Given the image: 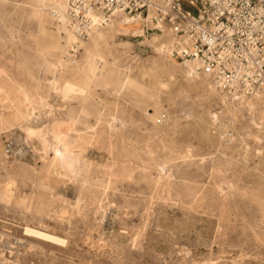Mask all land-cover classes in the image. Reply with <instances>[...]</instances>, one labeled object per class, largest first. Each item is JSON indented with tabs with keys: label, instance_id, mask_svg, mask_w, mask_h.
I'll return each mask as SVG.
<instances>
[{
	"label": "rangeland",
	"instance_id": "rangeland-1",
	"mask_svg": "<svg viewBox=\"0 0 264 264\" xmlns=\"http://www.w3.org/2000/svg\"><path fill=\"white\" fill-rule=\"evenodd\" d=\"M28 1L0 0V76L29 82L49 104L14 124L0 118V264H264V102L230 99L201 69L188 76L170 31L143 14L119 19L106 40L74 28L73 42L51 3ZM89 65L102 78H87ZM127 79L153 97L118 86ZM51 109L76 117L63 141L81 156L67 171L53 163L51 134L45 147L26 128L47 130Z\"/></svg>",
	"mask_w": 264,
	"mask_h": 264
},
{
	"label": "built area",
	"instance_id": "built-area-1",
	"mask_svg": "<svg viewBox=\"0 0 264 264\" xmlns=\"http://www.w3.org/2000/svg\"><path fill=\"white\" fill-rule=\"evenodd\" d=\"M68 11L82 39L115 11L142 13L171 31V57L195 60L234 101H264V0H68Z\"/></svg>",
	"mask_w": 264,
	"mask_h": 264
},
{
	"label": "bare ground",
	"instance_id": "bare-ground-1",
	"mask_svg": "<svg viewBox=\"0 0 264 264\" xmlns=\"http://www.w3.org/2000/svg\"><path fill=\"white\" fill-rule=\"evenodd\" d=\"M4 1V0H3ZM28 1V0H27ZM32 5H34L35 7H40L42 5H45L47 3H51L53 5V7L56 9V11L58 12L59 16L64 20V23H65V28H66V36L68 37L69 40L71 41H76L77 40V35L75 33V29H74V26L72 24V20H71V16L69 14V11H68V0H30ZM26 2V0H25ZM29 2V1H28ZM23 6V5H22ZM25 6V5H24ZM28 6V5H27ZM3 8V7H2ZM27 8V7H26ZM24 9V8H23ZM29 9V8H28ZM4 10V9H3ZM14 10V8H13ZM34 10V9H33ZM33 10H26L27 14H32V13H37L36 11V8H35V11ZM8 11V10H7ZM25 11V9H24ZM24 11L23 14H24ZM19 12V10H18ZM21 12V13H22ZM7 13V12H6ZM12 13V12H11ZM3 14V13H2ZM10 14V13H9ZM23 14H22V18H23ZM142 13L136 15V16H141ZM18 16V15H17ZM30 16V15H29ZM135 16V15H134ZM20 17V18H21ZM97 18V15L95 16ZM6 18V17H5ZM37 19V18H36ZM119 19H121L123 22L126 23H129L132 21V19H134V17H130V15H127V14H124L123 12L121 11H115L114 12V17L112 18V20L110 22L107 23L106 26L102 25V26H96L94 27L93 29H96V28H99V29H96V39H102V40H106L108 39L109 37L111 36H114L119 30H121L120 28H118V26L116 25L117 21H119ZM137 19V18H136ZM1 20V19H0ZM142 20V19H141ZM144 20V18H143ZM134 21V20H133ZM142 22V21H141ZM104 26V27H103ZM102 27V28H101ZM108 27V28H107ZM126 27V26H125ZM106 28V29H105ZM127 30L129 31L130 28L126 27ZM92 29V30H93ZM135 31V30H134ZM131 32V31H129ZM133 32V31H132ZM136 33V32H134ZM91 34V33H90ZM164 34V33H163ZM170 34H171V44H170V48H169V53H170V49L172 48L173 46V42H174V39H173V35L170 31ZM168 35V34H167ZM166 35V36H167ZM17 36V35H16ZM90 38V36H89ZM167 38V37H166ZM94 39V38H93ZM92 39V41H93ZM165 39V38H164ZM67 42V41H66ZM69 43V42H68ZM167 43V42H166ZM64 47H65V44H63ZM104 45V44H103ZM161 45V44H160ZM68 46V45H67ZM107 46V45H106ZM159 46V45H158ZM157 46V47H158ZM164 46V45H163ZM112 48V47H111ZM162 48V47H161ZM60 49L61 46H60ZM64 49V48H63ZM103 49V48H102ZM165 49V48H164ZM42 50V49H41ZM44 50V49H43ZM42 50V51H43ZM68 51V50H67ZM167 51V50H166ZM96 53H97V56L100 58V60L102 59L103 61V55L100 53V50L96 48ZM47 54V53H46ZM40 55V54H39ZM42 55H44L42 53ZM41 55V56H42ZM61 56V55H60ZM71 56V55H69ZM45 57V56H44ZM43 57V58H44ZM105 57V56H104ZM46 58V57H45ZM67 59V58H66ZM69 59V58H68ZM67 59V60H68ZM47 60V59H46ZM45 60V61H46ZM49 60V59H48ZM56 61V60H55ZM63 61V60H62ZM108 61V60H107ZM116 61V60H114ZM187 61L186 63V69L184 70L185 73L187 72L188 76H200L201 74V71L199 69V64L195 61V60H185ZM112 62V61H111ZM117 62V61H116ZM116 62H113V63H116ZM44 63V62H43ZM51 63V62H50ZM55 63V62H53ZM110 63V62H109ZM40 64V63H39ZM46 64V63H45ZM159 64V63H158ZM41 65V64H40ZM55 65V64H53ZM51 65V66H53ZM108 65V64H107ZM112 65V64H111ZM42 66V65H41ZM50 66V65H49ZM48 66V67H49ZM109 66V65H108ZM178 66V65H177ZM184 66V65H183ZM22 69L24 70H27L26 68V65L24 63H21L20 62V66ZM47 67V68H48ZM107 67V66H106ZM168 65L166 63H164L163 61L160 62L159 66H158V71H166L168 70L167 69ZM54 68V67H53ZM55 68H57L55 66ZM96 67H93L91 65H89L87 67V69H84L86 71V77L89 78L90 80L92 79H95V78H102L103 76V71L102 72H98L95 70ZM110 68V66H109ZM49 69V68H48ZM111 69V68H110ZM53 70V69H51ZM115 70V69H114ZM0 71L4 72L5 70L3 68L0 67ZM106 71V70H105ZM104 71V72H105ZM110 71V70H109ZM202 72L205 74L204 76V79L205 78H208L207 76H210L209 73H207L206 71L202 70ZM159 73V72H157ZM156 74V72H155ZM161 74V73H160ZM186 75V74H185ZM1 77V76H0ZM130 77V76H129ZM3 80L0 81V104L1 106H5L7 107L8 109L10 108L11 109V112H9L8 114L6 113H1L0 112V118L2 120V123L4 125H7L6 123H15V122H19V121H22V120H27L31 117L32 115V110L36 107H41V110H42V107L46 106L49 104V102L47 101L45 95H43V93H41L40 91L32 88V85H30V83L24 81V80H19V79H16L14 76H11V75H4V77L2 76L1 77ZM59 78V77H58ZM112 78V77H111ZM211 78V77H210ZM209 78V79H210ZM137 79V78H136ZM108 80V79H107ZM138 80V79H137ZM199 80V79H198ZM207 80V79H205ZM101 81V80H100ZM106 80L104 79V82ZM123 81V80H122ZM197 81V80H196ZM113 82V81H112ZM158 82V81H157ZM200 82V81H198ZM98 83V82H97ZM203 83V82H202ZM201 83V84H202ZM52 84V83H51ZM96 84V83H95ZM99 84L102 85V83L99 82ZM107 84V83H106ZM125 84V85H124ZM159 84H165V83H162L161 82H158V85ZM104 85V84H103ZM124 85V87L126 85H133L135 86L137 89L139 88L141 90V93L142 94H146L148 96H152L151 94V91L149 92L140 82L136 81V80H132V79H127L125 82H123L122 84L119 82L118 83V86L122 87ZM214 85V84H213ZM160 86V85H159ZM211 86V84H210ZM215 86V85H214ZM213 86V87H214ZM132 87V86H131ZM204 87V86H203ZM123 88V87H122ZM134 88V87H133ZM133 88H131L132 90H134ZM118 89V88H117ZM128 89V88H127ZM126 89V90H127ZM130 89V90H131ZM136 89V90H137ZM119 90V89H118ZM209 90V89H208ZM215 90V89H214ZM138 91V90H137ZM155 91V90H154ZM207 91V90H206ZM116 92V91H115ZM122 92V91H121ZM208 92V91H207ZM118 93V92H117ZM157 93V92H156ZM225 95V94H224ZM144 96V95H143ZM142 96V97H143ZM148 96H146L148 98ZM153 97V96H152ZM146 98V99H147ZM150 98V97H149ZM226 98V96H225ZM221 99H222V96H221ZM228 99V98H227ZM226 99V100H227ZM247 100V99H246ZM225 101V100H224ZM249 102V101H248ZM264 102V101H263ZM227 104V103H226ZM251 104V103H250ZM249 104V105H250ZM253 104V103H252ZM260 104V102H259ZM52 106V104H50ZM256 105V103H255ZM263 105V104H262ZM228 106V105H227ZM234 107V105H232ZM49 107V106H47ZM231 107V106H230ZM256 107V106H255ZM258 107V106H257ZM256 107V108H257ZM60 108V107H59ZM247 108V107H246ZM249 108V107H248ZM46 109V108H45ZM49 109V108H48ZM53 109V108H52ZM50 110V112H47L49 113V117L51 118L50 119V124L46 125L47 127V130H39V129H36L34 127H32L31 125H29L27 128V131H28V134L29 135H38L41 139H42V142L43 144L45 145V147H48V143L46 142V139H47V133L51 134L52 136V140H53V143H52V147L55 151V156H54V160H53V163L54 165L56 166H61L63 168H66V171L67 169H69L72 165V159L73 158H78L79 155H75L73 154L74 156L70 155L69 152H70V148L67 147V145H65L63 139L65 137V135L67 134V131L68 130H72L73 129V126L74 124L76 123V117L72 116V115H67V116H61V115H57L54 110ZM229 109V107H228ZM258 110V109H257ZM263 110V109H262ZM228 111V110H226ZM247 111V110H246ZM255 111V110H254ZM43 112V111H42ZM256 112V111H255ZM40 113V112H39ZM64 113V112H63ZM67 114V113H66ZM73 114V113H72ZM39 115V114H38ZM47 116V114H45ZM240 114H238L239 116ZM251 116V114H250ZM257 116V115H256ZM261 116V115H260ZM123 117V116H122ZM33 118V117H32ZM121 118V117H120ZM35 119V118H34ZM37 119V118H36ZM35 119V120H36ZM117 119V118H116ZM0 120V121H1ZM32 120V119H31ZM251 120V118L249 119ZM259 120V119H258ZM257 120V121H258ZM34 121V120H33ZM39 121V120H38ZM255 121V120H254ZM262 121V120H261ZM264 121V120H263ZM230 122V121H229ZM253 122V121H252ZM33 123V122H32ZM238 123V122H237ZM243 123V122H242ZM240 122V124H242ZM17 124V123H16ZM120 124L121 125H124L125 122L121 119L120 120ZM176 124V122H175ZM234 124V122H233ZM255 124H257L258 126L262 127L264 126V122L261 123V122H256ZM2 125V124H1ZM0 125V126H1ZM115 125V124H114ZM111 126V125H110ZM4 127V126H3ZM8 127V126H7ZM248 127V125H247ZM44 129V128H43ZM76 129V128H75ZM90 129V128H89ZM264 129V128H262ZM243 130V129H242ZM261 130V129H260ZM150 131V130H149ZM74 132V131H73ZM258 132V131H257ZM260 132V131H259ZM97 133V132H96ZM79 134V133H78ZM86 134V133H85ZM204 134V133H203ZM254 134V133H253ZM262 134V133H261ZM88 135V134H87ZM264 135V132L263 134ZM237 136V135H236ZM255 136V135H254ZM78 137V136H77ZM36 138V137H35ZM79 138V137H78ZM31 139V138H30ZM90 138L86 135H82L81 136V140H78L80 141V145H84V143H86ZM230 139V138H229ZM257 139V137H256ZM261 139V138H260ZM37 142V140H35ZM97 141V140H96ZM233 141V140H232ZM76 142V141H75ZM89 143V141H88ZM87 143V144H88ZM133 143V142H132ZM138 143V142H137ZM140 143V142H139ZM162 143V142H161ZM141 144V143H140ZM74 146H76L74 144ZM89 146V145H88ZM77 147V146H76ZM80 147H83V146H80ZM86 147V146H85ZM134 147V146H133ZM139 147V146H137ZM84 148V147H83ZM88 148V147H87ZM47 149V148H46ZM75 149H78L74 147V151H76ZM73 150V149H72ZM81 150V149H80ZM83 150V149H82ZM81 150V151H82ZM45 153V152H44ZM84 153V152H83ZM43 155V154H42ZM183 155V154H182ZM47 156V155H46ZM81 156V155H80ZM184 156V155H183ZM92 157V156H91ZM90 157V158H91ZM124 159V158H123ZM128 159V158H127ZM78 161V160H77ZM52 163V164H53ZM77 163V162H76ZM75 163V164H76ZM78 164H79V161H78ZM122 164H125L122 163ZM120 166V165H119ZM54 167V166H53ZM75 167V166H74ZM169 167V166H168ZM221 167V166H220ZM106 168V167H105ZM109 168V167H108ZM123 168V167H121ZM129 169V168H127ZM221 169V168H220ZM123 170V169H122ZM121 170V171H122ZM115 171V170H114ZM163 171V170H162ZM218 171V170H217ZM220 171V170H219ZM55 172V171H54ZM62 172V170H61ZM113 172V170H112ZM71 173V172H70ZM117 173V171L115 172ZM220 173V172H219ZM71 175V174H70ZM131 176V175H130ZM160 176V175H159ZM234 176V175H233ZM70 177V176H69ZM130 178V177H129ZM132 178V177H131ZM183 180V179H182ZM221 181V180H220ZM191 182V181H190ZM223 182V181H222ZM233 182V181H232ZM227 183V182H226ZM237 183V182H236ZM6 184V183H4ZM223 184V183H222ZM232 184V183H231ZM8 185V184H7ZM218 185V184H217ZM220 185V184H219ZM227 185V184H225ZM233 185V184H232ZM9 186V185H8ZM14 186V185H13ZM162 186V185H161ZM227 187V186H225ZM233 187V186H232ZM235 187V186H234ZM8 188V187H7ZM86 188V187H85ZM164 188V187H163ZM221 188V187H220ZM223 188V187H222ZM81 190V189H80ZM12 192V191H11ZM222 192H223V189H222ZM226 192V191H225ZM2 197L4 199H8L10 196V192H8V189H5L4 192L2 193ZM192 203V202H191ZM190 206V205H189ZM157 210V209H156ZM160 213V211H159ZM105 218V217H104ZM133 218V217H132ZM154 220V218H153ZM161 220V219H160ZM156 221V220H155ZM158 226V225H157ZM175 226V225H174ZM155 227V226H154ZM171 227V226H170ZM177 227V226H176ZM165 228V227H164ZM27 231L29 232H32V233H35L36 235H39L40 237H45V238H49V239H53V240H60L62 241V239L59 237V236H56V235H53L49 232H46L44 230H40V229H33L32 227L31 228H26ZM26 231V230H25ZM24 231V232H25ZM142 233V232H141ZM163 238V237H162ZM201 242V241H200ZM56 245V244H55ZM18 250V249H17ZM41 259V258H40ZM41 261V260H40ZM166 263V262H165ZM193 264V263H192Z\"/></svg>",
	"mask_w": 264,
	"mask_h": 264
}]
</instances>
